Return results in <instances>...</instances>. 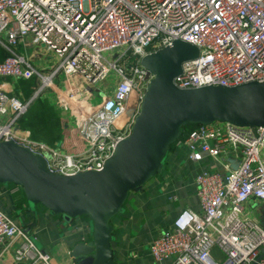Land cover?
Instances as JSON below:
<instances>
[{
    "label": "built area",
    "instance_id": "built-area-1",
    "mask_svg": "<svg viewBox=\"0 0 264 264\" xmlns=\"http://www.w3.org/2000/svg\"><path fill=\"white\" fill-rule=\"evenodd\" d=\"M26 38L60 58L50 77L39 75L12 50ZM174 41L198 50L197 58L182 63L174 78L178 89L264 82V0H0V46L9 53L0 62V78L28 81L38 76L42 88L52 87L56 73L77 74L92 85L111 72L118 79L112 94L93 109L80 104L73 91L60 93L84 142L76 155L16 135L13 128L28 105L0 85V119L12 113L10 120L0 121V142L12 141L44 158L47 170L56 175L101 171L130 134L152 79L140 66L141 58ZM105 53H114L111 61ZM127 54L134 63L124 67L121 60ZM132 95L136 107L121 122ZM178 144L188 149L189 161L199 163L206 155L213 167L195 178L200 212H180L171 228L150 243L154 262L253 264L261 255L257 264H264V223L244 213L250 201L264 204V127L199 125ZM34 241L0 210V245L16 243L14 261L50 264Z\"/></svg>",
    "mask_w": 264,
    "mask_h": 264
},
{
    "label": "water",
    "instance_id": "water-1",
    "mask_svg": "<svg viewBox=\"0 0 264 264\" xmlns=\"http://www.w3.org/2000/svg\"><path fill=\"white\" fill-rule=\"evenodd\" d=\"M197 56L193 45L174 41L141 58L140 66L152 79L130 134L101 171L56 175L47 170L44 158L12 141L0 142V185L19 187L30 209L39 205L61 216L65 224L87 219L90 237L75 244L70 253L75 264H113L111 220L121 213L130 193L141 191L161 173L182 127L213 123L264 127V82L198 89L174 85L182 63ZM229 163L236 169L235 161Z\"/></svg>",
    "mask_w": 264,
    "mask_h": 264
},
{
    "label": "crops",
    "instance_id": "crops-1",
    "mask_svg": "<svg viewBox=\"0 0 264 264\" xmlns=\"http://www.w3.org/2000/svg\"><path fill=\"white\" fill-rule=\"evenodd\" d=\"M22 56L42 77H50L59 64L46 63L49 51L42 52L31 38L20 45ZM1 47V46H0ZM52 67V68H51ZM111 75V76H110ZM38 77V76H37ZM39 78V77H38ZM37 79H2L0 85L8 95H13L27 103V111L21 116L13 130L22 138L45 143L48 147L70 155L83 151L84 142L74 128L75 117L60 101V93L73 91L78 94V102L86 109H93L115 88L117 77L109 73L105 80L89 87L84 77L73 74L56 73L51 88H42ZM55 80V81H54ZM102 85L103 87H101ZM136 107L135 95L127 102L125 121ZM12 118V113L0 119ZM213 161L203 155L202 161L188 160V149L176 144L167 154L162 171L148 181L139 192L129 194L121 213L111 220L113 264H170V261L156 263L149 254L150 243L163 230L170 229L177 215L189 210L200 212L196 193L195 178L203 168H212ZM246 207L251 210V219L264 223V204L250 201ZM0 210L11 216L36 242L37 247L49 255L50 264H75L70 253L80 241H87L89 225L87 219L80 218L65 224L59 215H52L43 207L30 209L21 201L20 190L10 185H0ZM16 243L0 245V264L17 263L12 258Z\"/></svg>",
    "mask_w": 264,
    "mask_h": 264
},
{
    "label": "rangeland",
    "instance_id": "rangeland-1",
    "mask_svg": "<svg viewBox=\"0 0 264 264\" xmlns=\"http://www.w3.org/2000/svg\"><path fill=\"white\" fill-rule=\"evenodd\" d=\"M41 48H42V52L46 51V48H45L44 46H41ZM12 50H13L16 54H18V55H22V54H23V49H22V47H20V46L13 47ZM113 55H114V53H105V54H104V56L106 57V59H107L108 61H111V60H112ZM45 62H46V63H50V64H54V65H52V67H54V66H56L57 64H59V62H60V58H58V57H57L56 55H54L53 53L49 52L48 55L45 57ZM133 63H134V60L130 57L129 54H127V55L124 57V59L121 60V64H122V66H124V67H128L129 64H133ZM52 67H51V68H52ZM111 73L113 74V72H111ZM110 76H111V75H110ZM34 79H37V80H36V83H37L38 86H40V85H41V83H40L41 81L39 80V78H38V77H34ZM31 80H33V79H31ZM31 80H29V81H31ZM54 81H55V80H54ZM100 86L103 87L102 85H100ZM89 87H94V85H92V84L89 83ZM43 89H45V88H43ZM37 207H41V206L37 205ZM244 213H246V215L249 216V217H251L250 215H252V214H251V210H249V208L246 207V206H244ZM82 218H83V217H82ZM84 219H85V218H84ZM34 244H35V246L37 247L35 241H34ZM37 248H38V247H37ZM38 249H39V248H38ZM213 254H214V257H215L218 261L222 259V256H220V255L217 253V251L214 250Z\"/></svg>",
    "mask_w": 264,
    "mask_h": 264
},
{
    "label": "trees",
    "instance_id": "trees-1",
    "mask_svg": "<svg viewBox=\"0 0 264 264\" xmlns=\"http://www.w3.org/2000/svg\"><path fill=\"white\" fill-rule=\"evenodd\" d=\"M9 55V53L4 50L2 47H0V62H2L7 56ZM198 127V125H186L184 127L181 128L180 130V137L179 139L176 141V143L172 144L170 147H169V151L178 143V142H183L189 135L190 133L195 130L196 128ZM10 186H13V187H16L12 184H9ZM19 190H20V194H21V201L23 203H26V200L24 198V195H23V192L22 190L17 187ZM85 217H83L84 219ZM86 219V218H85Z\"/></svg>",
    "mask_w": 264,
    "mask_h": 264
}]
</instances>
